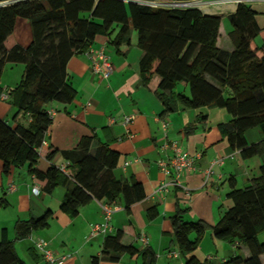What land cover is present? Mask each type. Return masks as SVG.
<instances>
[{
    "label": "trees",
    "instance_id": "1",
    "mask_svg": "<svg viewBox=\"0 0 264 264\" xmlns=\"http://www.w3.org/2000/svg\"><path fill=\"white\" fill-rule=\"evenodd\" d=\"M254 16L252 9L242 4L228 16V51L217 46L221 18L204 15L195 8L169 10L126 5L119 0H18L0 7V76L7 63L23 65L22 76L8 96L16 109L12 121L19 115L29 120L24 126L0 119L2 173L7 175L27 164L36 183L50 193L68 180L56 165L62 157L76 167L74 188L60 206V211L70 216L91 200L112 204L119 199L127 210L145 198L139 183L127 184L114 178L118 153L103 145L92 151L93 138H83L72 153L42 147L51 122L45 106L52 102L70 104L76 95L66 74L68 60L86 52L97 35L110 38L116 52L121 46L129 47L133 30L136 46L143 54L138 64L140 84L146 87L152 78L158 79L155 97L162 106L160 119L175 112L178 105L194 110L222 109L231 120L219 124L217 130L230 148L243 160L264 155V139L248 145L244 137L245 131L257 129L264 138V43L251 48L264 29L256 25ZM16 19L28 21L31 27L32 39L25 48L16 45L12 37ZM180 84L186 85L187 95L176 91ZM196 119L205 122L206 115L198 114ZM193 131V126L187 127L185 134ZM39 158L50 164L44 173L35 168ZM227 198L231 207L212 226L185 220L186 210L176 205L169 223L185 264H198L191 254L207 232L229 245H243L249 252L246 259L238 256L223 264H261L264 242L258 237L264 234V165L260 175L244 188L231 185ZM6 206L7 201L0 197V209ZM51 216L47 211L38 218L17 221L14 240L46 228ZM156 216V209L147 211L148 220ZM122 236L118 230L105 237L101 255L111 262L126 254L139 256L141 264H155L156 255L150 248L124 246ZM0 264H24L16 255L14 242L7 239L6 230L1 232Z\"/></svg>",
    "mask_w": 264,
    "mask_h": 264
},
{
    "label": "crops",
    "instance_id": "2",
    "mask_svg": "<svg viewBox=\"0 0 264 264\" xmlns=\"http://www.w3.org/2000/svg\"><path fill=\"white\" fill-rule=\"evenodd\" d=\"M17 0H0V3ZM97 1V0H94ZM124 4L144 5L148 2L163 3L175 0H119ZM215 2L217 0H202ZM238 5L222 3L209 6L204 15L221 18L217 46L231 50L228 32L231 27L228 16L233 14ZM255 13L254 20L260 29H264V3L248 5ZM16 45L25 48L32 39L28 21L16 19L12 32ZM107 36L97 35L89 47L82 53L72 56L66 64V74L76 92L70 104L52 102L45 106L50 116V125L44 141L60 153H72L83 138H93L92 151L96 146H107L118 153L116 167L112 173L117 181L130 184L139 183L145 198L124 209L122 201L114 203L120 207L114 211L106 227L92 233L93 225H103L104 217L95 200H91L78 209L75 216L60 211L65 197L74 188L72 176L76 167L67 168L68 180L58 184L50 193L40 185L39 195L30 191L34 185L33 176L28 172V165L16 167L7 175L2 173L0 163V197H4L7 206L0 209V239L2 230H6L7 239L14 242L18 258L24 264H48L35 248L37 241H43L56 259L64 258L54 264H141L139 256L121 255L116 262L101 255L103 240L114 235L118 230L123 233L121 244L137 250L150 248L156 255L155 264H185L172 239L169 218L174 214L176 205L186 210L184 219L202 221L214 225L221 215L231 207L227 198L230 186L244 188L250 180L260 175L264 165V155L243 160L237 150L230 148L226 138L217 130L219 124H226L231 117L219 108L199 110L178 105L177 110L162 119L159 118L162 106L155 97L158 83L152 78L146 87L140 84L138 64L143 54L137 48V34L130 33V46H121L116 52ZM264 43V32L251 43L255 49ZM103 49L109 57L113 71L106 77L92 73L94 53ZM260 57L261 53H257ZM23 65L7 63L0 76V119L13 125H27L29 120L19 115L13 119L16 109L10 105L8 92L19 82ZM177 89V87H176ZM179 89V90H178ZM177 92L188 94L186 85H178ZM6 96V99H2ZM205 114V122H197V115ZM133 116L130 124L124 125L126 116ZM113 119V121H111ZM167 124L163 132L162 122ZM193 126L191 134H185L187 127ZM248 145L259 143L262 135L257 129L245 131ZM167 141L177 142L180 149L198 159L194 170L182 176L184 186L190 192L186 197L178 188L169 186L166 192L155 194L156 189L169 181L161 172L159 163L173 157L170 149H163ZM62 157L56 165L65 164ZM49 163L39 158L35 168L44 173ZM209 172V173H208ZM101 203H106L101 201ZM156 209L157 216L147 219V211ZM50 211L52 216L44 229L32 231L22 240H14V226L17 221L38 218ZM146 237L147 245L139 238ZM264 242V234L258 237ZM198 264H223L230 258L246 259L249 252L243 245H229L218 241L210 233H205L198 248L191 254ZM95 258V262L92 260ZM264 264V255L259 256Z\"/></svg>",
    "mask_w": 264,
    "mask_h": 264
},
{
    "label": "built area",
    "instance_id": "3",
    "mask_svg": "<svg viewBox=\"0 0 264 264\" xmlns=\"http://www.w3.org/2000/svg\"><path fill=\"white\" fill-rule=\"evenodd\" d=\"M18 1V0H17ZM16 1L12 2H6V3H0V7L12 4ZM234 3L236 5L242 4V5H250L252 3H264V0H217L215 2H206L202 0H175L171 2H163V3H155V2H148L145 3L144 6L151 7V8H162V9H169V10H180V9H190L195 8L199 11L205 12L209 6L215 5V4H222V3ZM113 71V67L110 63L109 57L104 53L103 49H100L94 53V60L92 62V73L101 75L103 77L108 76ZM2 99H6V96H2ZM133 116H126L123 118L122 123L124 125H128L132 122ZM113 121V119H111ZM163 132L166 133L167 124L163 121ZM42 147H46V143L43 140L42 141ZM163 149H170L173 152V157L167 161H161L159 163L160 172L169 179V181L163 183L160 185L156 191L155 194H160L167 191V188L169 186L178 188L182 191V193L186 196H190V192L188 189L184 186L182 181V176L185 175L186 172L194 170L195 162L197 161L196 156H191L185 152H183L177 142L173 141H167L165 144H163ZM69 167V163L66 162L63 165L58 166V171L62 174L68 176L67 168ZM209 173V172H208ZM34 185L31 187L30 191L33 195H39L41 187L39 184L36 183L35 178L33 177ZM98 206L103 214L104 217V224L103 225H93L91 227L92 233H95L100 228L106 227V222L109 221L111 214L114 211H117L120 209L118 205L115 203L112 204H106L97 202ZM139 241L143 245H147V239L144 236H141L139 238ZM35 248L38 250L39 253H41L42 258L44 261L48 264H54L55 262L61 261L64 258L56 259L54 254L47 248V244L43 241H37L35 243Z\"/></svg>",
    "mask_w": 264,
    "mask_h": 264
},
{
    "label": "rangeland",
    "instance_id": "4",
    "mask_svg": "<svg viewBox=\"0 0 264 264\" xmlns=\"http://www.w3.org/2000/svg\"><path fill=\"white\" fill-rule=\"evenodd\" d=\"M136 33V32H135ZM129 38H130V36H129ZM177 89H178V86H177ZM177 89H176V91H177ZM179 90V89H178Z\"/></svg>",
    "mask_w": 264,
    "mask_h": 264
}]
</instances>
